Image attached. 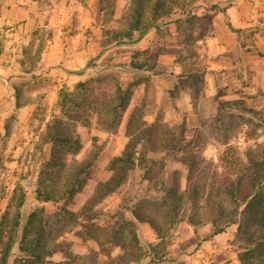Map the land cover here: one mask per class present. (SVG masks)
Returning a JSON list of instances; mask_svg holds the SVG:
<instances>
[{"label": "rangeland", "instance_id": "rangeland-1", "mask_svg": "<svg viewBox=\"0 0 264 264\" xmlns=\"http://www.w3.org/2000/svg\"><path fill=\"white\" fill-rule=\"evenodd\" d=\"M55 1L69 6L67 21H63L66 16L64 13L62 17L61 12L58 16L54 13L42 20L44 24H50L52 20L56 23L55 28L61 27V36L65 38L63 41L68 38V44L75 48L69 51V65H52L47 70L49 75H44L42 70L37 71L41 65L38 67L36 61L41 58L46 40L54 37L56 31L53 27H36L31 33V39L24 43L21 50L23 42L14 40V34L10 35L14 33L18 23L12 18L9 23H0V54H3L6 41L10 39V47L13 48L10 51L13 58V73L10 74L12 79L6 83L1 81L6 89L0 95V218L7 211L8 219L11 220L22 191L25 199L20 212L26 216L32 210L42 208L39 216L43 233L49 237L57 235V240L70 242L75 256L74 264H105L108 255L116 257L122 253L121 249L107 243L103 250L92 239L82 240L77 236L81 226L75 224L67 229L63 223L56 221L55 213L60 206L79 212L93 195L97 184L110 177L108 163L113 156L121 153L127 142L125 127L131 110L139 107L144 120L153 118L173 130L177 142L184 139L191 145L186 152H165L143 147L141 152L144 156L162 159L164 166L156 171V179L153 181L144 180L143 171L134 169L117 191L102 198L92 208L91 221L107 229L116 227L122 217H130L128 208L137 198L160 200L164 188L171 184L174 177L179 180L183 189L187 165L183 163L182 156L186 154L196 155L204 164H216L222 151L230 144L237 148L243 160H246L247 152L253 156H262L264 70L260 64L256 68H246L243 73L237 67L221 69L219 79L214 82L216 88H207L204 81L201 97L197 101L192 99L186 87H181L175 97L170 96L169 100L159 99V105L156 103V79L160 72L156 70L149 74L131 69L129 63L135 60L132 58L133 54L136 50L144 49L148 53L159 51L161 56L158 57L166 66L173 67L174 61H177L179 68L183 69V66L194 63L206 72L208 64L205 40L210 33L211 23L204 14L208 13L203 11L197 15V19L188 23L185 27L186 35L175 31L172 23L175 16L168 18V32L165 30V34L158 35L154 29H149L147 32L151 31L152 34L146 37L147 46L143 48L138 46V42L145 33L137 40L136 34L126 40L118 41L113 38V32L126 27L129 22L131 0ZM190 34L192 35L189 36ZM199 35L202 38L197 40ZM38 44L41 45L40 52L36 51ZM103 46L105 49L97 56ZM21 51L23 57L20 56ZM189 54L192 56L189 57ZM76 69H83V72L75 74L68 71ZM22 71L24 74L20 73ZM33 71L36 72L32 75L26 74ZM78 81L86 84V88L76 91L80 104L79 117H66L63 127L78 138L80 148L76 152H67L64 156L69 164L72 159L82 160L91 150L97 149L99 155L91 177L71 202H40L35 198L39 171L51 148L50 143L41 144V135L45 132L46 124L54 115L59 114L56 104L59 89L65 85L72 90ZM117 82L123 87L129 85L132 96L115 128L107 129L103 121L105 115L97 113L99 106L95 100L110 98ZM238 100L243 105L232 103ZM218 101L222 102L220 106ZM244 107L259 113L247 111ZM187 215V210L180 213L179 219L162 243H159L153 230L146 224H139L138 236L148 254L131 260L128 264H154L151 246L156 244V256L164 258L159 264H239L236 256L239 244L236 225L228 227L223 233L211 235L210 224H191ZM199 218L204 219L202 215ZM79 223H84V217H79ZM17 254L15 244L9 263ZM52 260L59 262L65 260V257L56 253Z\"/></svg>", "mask_w": 264, "mask_h": 264}, {"label": "trees", "instance_id": "trees-1", "mask_svg": "<svg viewBox=\"0 0 264 264\" xmlns=\"http://www.w3.org/2000/svg\"><path fill=\"white\" fill-rule=\"evenodd\" d=\"M198 4L199 0H131L129 22L126 27L114 31L113 38L118 41L126 40L136 34L137 40L149 29H154L158 35L165 34L168 32L166 20L173 16L175 31L186 35L187 24L198 18L193 13ZM204 17L211 19L210 14H204ZM227 25L230 27L228 22ZM201 38V35L196 37L197 40ZM40 46L38 44L37 52L41 51ZM104 49L105 46L97 56ZM147 53V49L136 50L132 56L135 60L129 63L130 68L149 74L155 73L159 51ZM138 55L140 56L137 57ZM191 56L192 54H189V57ZM68 71L81 74L83 69ZM204 74L205 70L194 63L183 66L177 84L169 90L170 96L175 97L181 87H186L192 99L197 101L202 94ZM79 88H86V84L78 81L72 90L65 85L59 89L56 101L59 114L54 115L46 124L45 132L41 135V144L50 143L51 148L39 171L35 192L37 201L53 204L71 202L75 195L83 190L94 170L99 155L97 149L91 150L80 161L72 159L69 164L64 156L65 153L76 152L80 148L78 138L63 127L66 117H79L80 104L76 92ZM131 96L130 86L123 87L117 82L110 98L95 100L99 106L97 113L105 115L103 121L107 129L115 128L129 105ZM232 103L243 105L239 100ZM221 104L222 102L218 101V106ZM244 109L259 113L245 107ZM183 130L184 128L181 129L182 132ZM125 135L127 142L123 150L109 160L110 177L97 184L93 195L79 212L60 206L55 213L56 221L63 223L67 229L79 224L81 230L77 232V236L82 240H94L103 250L107 243L119 247L122 253L116 257L108 255L105 264H128L129 261L148 254L138 236L139 224H146L153 230L159 243H162L167 239L180 213L187 210L188 222L195 225L204 222L210 224L211 235L223 233L228 227L236 225V235L239 239L236 256L239 264H264V153L262 156H253L247 152L248 156L243 160L237 148L230 144L222 151L216 164H204L196 155L185 153L182 161L187 165V174L183 189L179 180L174 177L171 184L164 188L160 200L149 197L134 200L128 208L130 217H122L116 227L107 229L93 223L92 208L102 198L117 191L134 169L143 171L144 180L156 179V171L163 168L164 161L144 156L141 152L143 147L165 152H186L191 145L184 139L177 142L175 132L162 123L156 120L147 123L139 107L130 112ZM24 199V192L21 191L11 220L8 219L7 211L0 218V264H74L75 256L71 243L57 240V235L49 237L43 233L44 228L40 224L39 216L42 208L32 210L26 216L20 212ZM200 215L204 219L199 218ZM79 217H84L85 224L79 223ZM15 244L18 254L9 263ZM156 245L151 246V257L155 259L154 264H159L164 258L156 256ZM56 253L62 254L65 260L53 261L52 257Z\"/></svg>", "mask_w": 264, "mask_h": 264}, {"label": "crops", "instance_id": "crops-1", "mask_svg": "<svg viewBox=\"0 0 264 264\" xmlns=\"http://www.w3.org/2000/svg\"><path fill=\"white\" fill-rule=\"evenodd\" d=\"M203 11L211 15V30L205 40L208 65L204 81H206L207 88L211 90L216 88L214 82L219 79L221 69L237 67L239 71L242 69L243 73L246 68H256L260 64L264 70V0H200L199 4L193 9V13L200 15ZM60 12L62 17L65 13L66 19L63 21H67L69 6L61 3V1L0 0V23H9L11 18L18 23L14 33H10V35L14 34V40L23 42L20 49L24 47L25 42L31 39V33L36 27L42 28L51 25L53 30L56 31L53 38L46 40L41 58L36 61L38 67L41 65L37 71H44L42 72L44 75H49L50 73L48 74L47 70L57 63L68 66L70 61L69 51L75 48L68 44V38L63 41L65 38L61 36V27L55 28L56 23L52 20H50V24H44V20H42V18H47L54 15V13L58 16ZM151 34V31L145 33L139 40L138 46L145 48L147 46L146 37ZM251 41L252 43H250ZM11 42V39L6 41L5 51L0 54V95L6 89L5 84L1 81L6 83L12 79V76H10L13 73V58L10 52L13 49L10 47ZM83 52H85L84 49ZM20 56H24L22 51ZM16 65L18 66L19 63H16ZM155 70L160 72L156 79L158 82L156 103L160 105L159 99L169 100L171 98L169 90L177 84L182 69L177 65V61H174L173 67L166 66L161 63L158 57ZM35 72L26 74L32 75ZM20 73L24 74L23 71ZM206 92H208V89ZM145 121L152 122L154 119L148 117L145 118Z\"/></svg>", "mask_w": 264, "mask_h": 264}]
</instances>
